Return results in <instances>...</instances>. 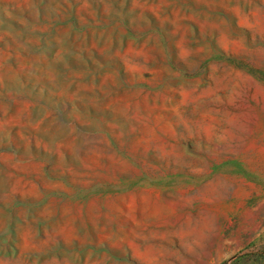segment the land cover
I'll use <instances>...</instances> for the list:
<instances>
[{"label":"rangeland","instance_id":"rangeland-1","mask_svg":"<svg viewBox=\"0 0 264 264\" xmlns=\"http://www.w3.org/2000/svg\"><path fill=\"white\" fill-rule=\"evenodd\" d=\"M0 264H264V0H0Z\"/></svg>","mask_w":264,"mask_h":264}]
</instances>
